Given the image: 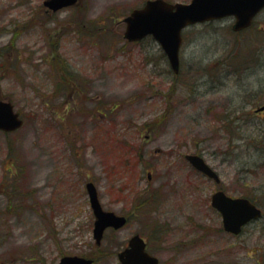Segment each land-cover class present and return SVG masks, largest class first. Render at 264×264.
Returning <instances> with one entry per match:
<instances>
[{
    "label": "rangeland",
    "instance_id": "rangeland-1",
    "mask_svg": "<svg viewBox=\"0 0 264 264\" xmlns=\"http://www.w3.org/2000/svg\"><path fill=\"white\" fill-rule=\"evenodd\" d=\"M43 1L0 0V100L24 119L0 132V264H120L136 233L160 264H264V9L239 33L232 18L187 27L175 75L154 40L123 37L122 19L146 0L52 14ZM89 181L104 210L128 218L99 247ZM217 190L262 217L225 232Z\"/></svg>",
    "mask_w": 264,
    "mask_h": 264
},
{
    "label": "water",
    "instance_id": "water-1",
    "mask_svg": "<svg viewBox=\"0 0 264 264\" xmlns=\"http://www.w3.org/2000/svg\"><path fill=\"white\" fill-rule=\"evenodd\" d=\"M78 0H46L44 6L55 12L75 6ZM264 8V0H191L190 3L170 4L164 0H149L140 9L133 10L123 21L125 23L124 39L129 42L140 41L151 36L165 53L170 68L179 72V48L182 30L196 23L234 16L233 30L249 26L251 19ZM264 109L262 107L260 110ZM23 121L14 112L9 102L0 101V130L14 131L21 127ZM188 162L198 171L219 183L215 171L197 155H186ZM90 207L94 215L93 238L97 245L107 228L120 229L126 224V218L111 211L103 210L96 187L92 182L86 183ZM211 205L222 217L226 232L238 234L242 226L261 215V211L245 198H231L222 191L211 197ZM120 264H158V259L145 251V242L139 235L128 241L127 247L117 254ZM91 259L79 256H64L59 264H92Z\"/></svg>",
    "mask_w": 264,
    "mask_h": 264
},
{
    "label": "flooded vegetation",
    "instance_id": "flooded-vegetation-1",
    "mask_svg": "<svg viewBox=\"0 0 264 264\" xmlns=\"http://www.w3.org/2000/svg\"><path fill=\"white\" fill-rule=\"evenodd\" d=\"M165 1H167V2H170L169 0H165ZM170 3H174V2H170ZM44 7V6H43ZM45 8V7H44ZM45 12H47V13H51L52 14V12H50V11H48L46 8H45ZM54 13H57V12H54ZM18 114H19V116H20V113L18 112V111H16ZM1 133H3L4 135H8L9 133H5V132H1ZM148 179H150V177L148 178ZM138 234V233H137ZM140 235V234H139ZM141 236V235H140ZM142 237V236H141ZM129 240V239H128ZM128 242V241H127ZM146 242V241H145ZM126 246H127V244H126ZM146 247H147V242H146Z\"/></svg>",
    "mask_w": 264,
    "mask_h": 264
}]
</instances>
